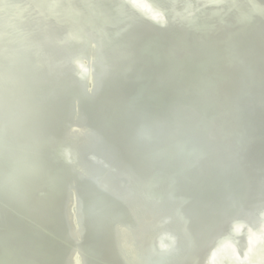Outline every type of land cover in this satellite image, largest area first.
Returning a JSON list of instances; mask_svg holds the SVG:
<instances>
[{"label":"bare ground","instance_id":"6f19581e","mask_svg":"<svg viewBox=\"0 0 264 264\" xmlns=\"http://www.w3.org/2000/svg\"><path fill=\"white\" fill-rule=\"evenodd\" d=\"M141 1L0 0V264H264V13Z\"/></svg>","mask_w":264,"mask_h":264},{"label":"water","instance_id":"95a60500","mask_svg":"<svg viewBox=\"0 0 264 264\" xmlns=\"http://www.w3.org/2000/svg\"><path fill=\"white\" fill-rule=\"evenodd\" d=\"M248 2H249V5L251 6V8L253 9V11L264 13V3H260L258 0L257 1L248 0ZM211 4L213 6L216 5V7L219 8V9H223V12L221 13V14H223L222 16H224L226 14V12H231L232 9L234 8V5H235V3L232 4L230 2V0H211ZM157 8L158 7H154V8H152V10H154V11H163V10H159ZM193 12L196 13V11H189V13L188 12L187 13L190 14L189 17L195 19L196 14H193ZM13 13H14V16L17 17L18 19H20L21 21H26V19H27L26 18V13L17 12V11H13ZM148 18H150V17H148ZM150 19L154 20L155 22H157L160 25H163V21H160L158 19H154L153 17L150 18ZM114 28H116V26H114Z\"/></svg>","mask_w":264,"mask_h":264}]
</instances>
